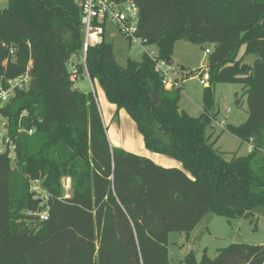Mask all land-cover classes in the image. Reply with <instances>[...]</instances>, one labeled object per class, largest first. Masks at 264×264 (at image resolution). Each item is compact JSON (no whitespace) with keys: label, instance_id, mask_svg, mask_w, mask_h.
<instances>
[{"label":"trees","instance_id":"obj_1","mask_svg":"<svg viewBox=\"0 0 264 264\" xmlns=\"http://www.w3.org/2000/svg\"><path fill=\"white\" fill-rule=\"evenodd\" d=\"M135 2L137 36L154 45L158 60L172 64L178 41L212 46L207 68L195 74L209 77L199 117L179 110L181 85L165 90L146 53L121 66L104 36L82 63L74 0H8L0 8V77L27 68L30 75L4 113L13 133L22 114L21 126L33 130L17 140L16 168L0 156V264H170L169 234L188 237L206 214L264 215V0ZM73 55L77 80L97 81L107 101L135 123L145 148L182 169L111 147L95 94L72 88ZM220 83L242 85L247 100L248 119L226 130L250 150L231 160L207 133ZM28 177L39 181L46 202ZM64 179L71 183L68 198L61 194ZM178 264H264V245L230 244L213 259L204 252Z\"/></svg>","mask_w":264,"mask_h":264},{"label":"rangeland","instance_id":"obj_2","mask_svg":"<svg viewBox=\"0 0 264 264\" xmlns=\"http://www.w3.org/2000/svg\"><path fill=\"white\" fill-rule=\"evenodd\" d=\"M74 1L78 6L81 3V0ZM7 5L8 0H0V8H6ZM106 29L110 33L107 41L113 44L115 60L121 66H125L128 60L140 61L145 53L156 52L154 45L133 44L125 39L109 22H106ZM206 49H212V46L210 44L194 45L186 41L176 42L173 48L172 64L175 70L170 76L176 78L181 85L178 107L180 111L194 118L199 117L204 110V86L199 82L200 77L195 76V74L200 69L207 68L208 56L204 54ZM70 59L75 61L77 57L73 55ZM246 61L250 63L252 57H247ZM78 89L84 93L91 92L95 94L98 107L101 106L99 93L107 101L98 82H91L86 75L79 78ZM212 94L214 100V107L211 111L213 121L207 129V133H213L214 148L220 152L225 160H231L235 155H247L250 150L249 144L241 142L226 130L227 126L237 127L248 119L247 100L243 86L240 84H216L213 87ZM112 106L114 107V120L112 123L110 121L104 125L110 144H113V140L117 138H119V141L122 140L120 139L122 133L127 148H133L131 150L136 151L140 143L146 150L143 139L127 112L123 109H117L114 105ZM119 112L126 115L127 121L122 120L120 122V119H118ZM121 149L123 148L121 147ZM123 150L135 154L130 149ZM148 153L152 152L148 151ZM154 155L160 154L155 153ZM165 157L178 163L179 168L182 169L179 162L170 157ZM68 185H70L69 188L62 185L61 194L64 197H70L71 195V183L69 182ZM40 198L44 199V195L40 194ZM33 215L35 216V214ZM230 244L264 245V215L259 212L249 219L228 220L221 216L206 214L188 237L183 233L169 234L167 242L169 263L178 264L186 255H192L200 260L204 252L213 259L217 255V250L226 248Z\"/></svg>","mask_w":264,"mask_h":264},{"label":"built area","instance_id":"obj_3","mask_svg":"<svg viewBox=\"0 0 264 264\" xmlns=\"http://www.w3.org/2000/svg\"><path fill=\"white\" fill-rule=\"evenodd\" d=\"M81 18L80 26L82 30V47L80 51V60L85 62L86 52L89 47L101 44L105 36L106 22H109L121 36L133 44L143 45L144 40L137 36L138 31V7L135 0H82L80 5ZM211 49H206L204 54H209ZM13 54L10 49L9 56ZM148 56L155 61V70L160 77L161 84L165 90L176 89L179 82L176 78L170 76L175 67L166 61L158 60L156 52H151ZM70 71V82L73 89H78L77 67L74 66L71 59L67 63ZM199 82L207 86L208 73L204 71L200 75ZM30 84L29 69L18 77L7 79L4 75L0 77V156H6L10 161L11 168H16L17 164V140L21 135H31L33 130H25L21 126V117L17 121V129L13 133L9 126V118L4 113L12 99L18 91L26 90ZM30 190L37 194L44 195V201L48 200L44 191H42L38 180H30ZM69 179H64L63 187L69 188ZM68 198V197H65ZM41 221L47 220V210L38 214Z\"/></svg>","mask_w":264,"mask_h":264},{"label":"crops","instance_id":"obj_4","mask_svg":"<svg viewBox=\"0 0 264 264\" xmlns=\"http://www.w3.org/2000/svg\"><path fill=\"white\" fill-rule=\"evenodd\" d=\"M108 37H110V33L107 31V29L105 27V38H106V40L108 39ZM99 100H100L101 106L98 107V108H99V111H100L101 120H102L103 125H106L110 121H111L110 123H112L113 120H114V118H113V116H114L113 115L114 107L109 102H107L104 99V97L102 96V94H100V93H99ZM96 103H97V101H96ZM102 111H103V116H102ZM118 114H119L118 119H120V122L122 120L123 121H127L126 115H124L122 112H119ZM118 125H119V123H118ZM117 128H118V126H117ZM122 136L123 135L121 133V135H120L121 138L120 139H122V140H120V141H119V138L113 140V144H110L111 147H117V148H121L122 147L123 149H130V151H134L135 154H137L139 156L142 155L143 157H147L150 160H152L154 163H156L157 165L162 166V167H166V168H176L177 167V168H179V164L178 163H176L175 161H170V159H166V157L164 155H154L155 153H148L147 149L145 150L142 147V145H140V143L138 144L136 151L135 150H131L133 148H129V147L127 148L126 147L127 143L125 141V138H123Z\"/></svg>","mask_w":264,"mask_h":264},{"label":"water","instance_id":"obj_5","mask_svg":"<svg viewBox=\"0 0 264 264\" xmlns=\"http://www.w3.org/2000/svg\"><path fill=\"white\" fill-rule=\"evenodd\" d=\"M183 70V69H182Z\"/></svg>","mask_w":264,"mask_h":264}]
</instances>
